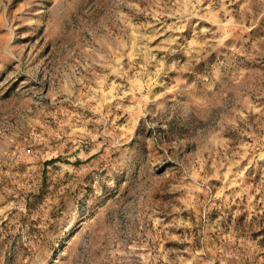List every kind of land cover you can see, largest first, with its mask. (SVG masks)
Here are the masks:
<instances>
[{
	"label": "rangeland",
	"instance_id": "1",
	"mask_svg": "<svg viewBox=\"0 0 264 264\" xmlns=\"http://www.w3.org/2000/svg\"><path fill=\"white\" fill-rule=\"evenodd\" d=\"M0 264H264V0H0Z\"/></svg>",
	"mask_w": 264,
	"mask_h": 264
},
{
	"label": "trees",
	"instance_id": "2",
	"mask_svg": "<svg viewBox=\"0 0 264 264\" xmlns=\"http://www.w3.org/2000/svg\"><path fill=\"white\" fill-rule=\"evenodd\" d=\"M55 161H57V159H52V160L48 161V164H51V163H53Z\"/></svg>",
	"mask_w": 264,
	"mask_h": 264
}]
</instances>
